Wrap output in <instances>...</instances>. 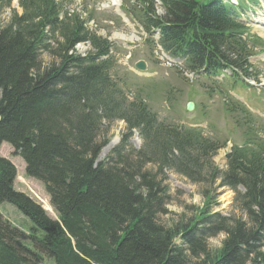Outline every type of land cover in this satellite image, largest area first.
<instances>
[{"label":"trees","instance_id":"1","mask_svg":"<svg viewBox=\"0 0 264 264\" xmlns=\"http://www.w3.org/2000/svg\"><path fill=\"white\" fill-rule=\"evenodd\" d=\"M10 3L0 0V144L11 145L25 162V175L43 184L56 218L16 191V170L0 158V205L11 204L31 224L24 232L0 214V264H42L45 258L53 264H264V122L226 101L244 141L232 146L219 171L213 158L227 140L158 122L141 98L129 101L111 75L112 60L102 59L110 44L83 21L59 19L56 0H19L23 14L10 11L3 24ZM143 3L153 14L152 0ZM163 4L162 21L141 17L147 29L160 28L163 48L205 77L231 68L229 83H238L252 52L233 8L197 0ZM198 31L206 36L207 54L197 49ZM84 41L92 46L90 55H68ZM43 54L51 59L47 66ZM117 120L126 133L110 156L95 163ZM132 130L142 142L137 150L129 144ZM156 164L193 184L219 179L245 220L212 213L209 188L191 220L160 224L169 197L146 167ZM219 234H225L221 247L209 250L207 240Z\"/></svg>","mask_w":264,"mask_h":264},{"label":"rangeland","instance_id":"2","mask_svg":"<svg viewBox=\"0 0 264 264\" xmlns=\"http://www.w3.org/2000/svg\"><path fill=\"white\" fill-rule=\"evenodd\" d=\"M83 1L86 0H81L82 4ZM90 1L88 0L87 6H91ZM261 5L262 8L259 6L253 7L248 12H244L242 20L249 26V35L260 37L264 46V24H261L264 23V20H262L264 19L262 17L264 9L263 1ZM13 7L16 8L14 2ZM116 16L114 13H100L97 15V27L105 32L107 38L113 40L115 34L129 37L139 33L136 23L130 21L126 23L122 18L117 16L121 19L119 20ZM7 18L8 12H5L2 15L3 23L7 21ZM105 19H113V26L104 25L102 21ZM91 30L94 29L91 28ZM95 34L99 35L96 32ZM140 37L142 38V36ZM113 45L114 50L112 51V55L116 60L113 75L124 86L129 98L142 96L141 98L147 102L150 109L157 114L160 122L174 125H182L188 122L193 125L195 121H198L203 127H206L205 124L208 123L210 126H207L205 132L208 138L220 139V141L226 139L231 144L237 145L242 143L243 139L241 135L233 126L228 114L224 111L221 102L222 98L214 95L213 89L209 88V83L194 84L187 78V73L182 72V69L178 66L167 68L158 60V49H152L151 46L146 45L143 39L135 45H126L127 49L124 45L119 44V40ZM258 46H256L257 50L260 49ZM88 48L90 50V47ZM260 59L258 61L262 63H257L258 61H255L257 59L251 57L250 62L263 73V75H260V78H264V55ZM42 60L44 66H47L51 59L43 54ZM142 60L147 64L146 71H136L134 69V63ZM247 93L242 92L239 96L246 95V103L251 108L250 112L263 120L264 94L263 97L260 96L258 98L253 93ZM191 100H194L195 108L192 112L188 113L185 111V104ZM124 133L125 124L123 122L114 121L109 125L108 132L104 138L106 144L100 147L95 163L101 162L111 155V150L119 143ZM137 134V131L132 133V137L129 139V144L134 149H139L141 146V139ZM225 153V149L220 150L213 159L219 171H224L225 169ZM0 156L12 161L17 167L15 188L26 194H35V196L28 194L30 196L29 198L41 206L47 215L54 220L56 215L49 205L48 194L45 192L41 183L25 176L23 160L19 156L14 155L13 149L7 144L0 146ZM146 167L151 171L149 173L152 174L153 179L161 182V185L167 188L169 201L164 208L166 214L159 216L160 224L168 227L191 220L195 212L202 207L204 201L203 194L209 188L212 189L214 198V202H212L210 208L212 213H218L223 217L232 219L242 218L245 220L243 212L238 211L233 205L234 193L229 188L222 187L219 179L214 180L211 184H193L172 171L166 169L159 170L157 164L156 166ZM148 170L144 171L148 172ZM159 171L162 173H159ZM23 183L30 186L28 190H26ZM0 214L24 232L28 231L31 226L29 220L10 204H1ZM224 239L225 234H219L209 238L207 240L208 249L212 251L219 249ZM175 243L178 244L179 241H175ZM262 251H264V248ZM45 259V262L42 264H53L51 259Z\"/></svg>","mask_w":264,"mask_h":264},{"label":"water","instance_id":"3","mask_svg":"<svg viewBox=\"0 0 264 264\" xmlns=\"http://www.w3.org/2000/svg\"><path fill=\"white\" fill-rule=\"evenodd\" d=\"M136 68L140 69V70H144L145 67H144V64L140 62V63L136 64ZM186 109H187V111H191L193 109L192 103H188Z\"/></svg>","mask_w":264,"mask_h":264},{"label":"bare ground","instance_id":"4","mask_svg":"<svg viewBox=\"0 0 264 264\" xmlns=\"http://www.w3.org/2000/svg\"><path fill=\"white\" fill-rule=\"evenodd\" d=\"M112 4H114L115 6L118 4L119 0H111ZM130 39H134V37L130 38Z\"/></svg>","mask_w":264,"mask_h":264}]
</instances>
